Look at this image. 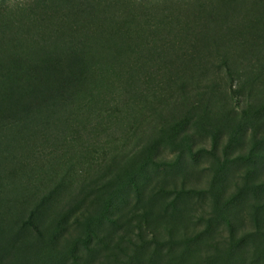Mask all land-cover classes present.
Masks as SVG:
<instances>
[{
	"label": "trees",
	"instance_id": "trees-1",
	"mask_svg": "<svg viewBox=\"0 0 264 264\" xmlns=\"http://www.w3.org/2000/svg\"><path fill=\"white\" fill-rule=\"evenodd\" d=\"M179 2L189 8L143 18L133 0H0V264H92L111 249L119 251L107 264H235L242 253H263L264 105L255 108L244 90L264 61V0ZM146 45L147 58L138 59L135 48ZM237 62L252 71L246 80ZM118 85L115 104L146 109L143 118L156 115V103L174 104L134 148L125 136L121 149L106 152L113 139L103 140L97 125L133 120L103 117L97 89ZM94 119L85 141L78 135ZM43 142L79 149L57 155L59 168L48 173L22 151ZM201 163L211 179L193 184ZM229 165L246 170L233 174L227 196ZM247 204L251 249L234 239ZM221 224L228 239L219 242Z\"/></svg>",
	"mask_w": 264,
	"mask_h": 264
},
{
	"label": "rangeland",
	"instance_id": "rangeland-1",
	"mask_svg": "<svg viewBox=\"0 0 264 264\" xmlns=\"http://www.w3.org/2000/svg\"><path fill=\"white\" fill-rule=\"evenodd\" d=\"M134 2H136V6H134V10L139 13L140 15L142 14H148L151 18L152 16L154 17H158L162 14V12L167 11V16L170 14V9H178L181 10L182 8H186L188 9L189 7L187 5H181L179 3V0H133ZM138 4H140V6H138ZM142 5V6H141ZM181 6V7H180ZM187 13H189V11L187 10ZM166 13H164L159 19L164 18V15ZM142 17L144 18V16L142 15ZM261 49H263L261 47ZM135 51H138L139 54L138 59L143 57L144 59L147 58L146 56L148 55V46L146 45L141 51L139 48H135ZM136 57V56H134ZM220 62L216 63L219 64ZM262 63H264V61L262 60L260 62V64L262 65ZM245 62H237L236 63V67L237 69V74L238 75H242L243 79H245V77H247V73H251L252 71H248V70H244L242 69L243 66L245 65ZM257 65L255 68V73H254V77L250 78V74L248 76V80L249 83L247 85H245V90H244V96H249V99L253 100V105L255 106V108L263 106L264 105V67L261 65ZM262 68V69H261ZM256 70H260L261 74L258 76V73ZM220 71V75L222 78H224L223 81H225L224 84H222V86L224 88L227 89V91H230V84H231V80L225 78L224 74L226 73L225 69L221 67L219 68ZM134 72V71H133ZM138 73V72H137ZM107 80V79H106ZM237 80L236 78L233 79V89L237 88ZM221 81V82H223ZM251 81V83H250ZM118 87H120V85H118L115 89H113L112 91H109L107 89H97V93L100 95H104L102 97L104 104L100 105L101 106V110H105L104 111V116L105 118L109 117L110 115H119L121 116H126L128 114L133 115V120H129V124H125V126H122L121 124H116L114 123V125H111L110 122H108L107 120H103L99 125H97V119H94L90 122V124H88V126H86V129L83 132V135H78V136H82V139L85 141H88L89 137L92 135L89 134V130L93 128L94 125H97L98 127H101V131L100 134H102V138L103 140H107L110 141L111 139H113L112 141H110V143H112L110 146H104L105 151L106 152H114L116 150H113L112 146L117 145L119 146V149H121V144L124 143V141L122 140L123 137L125 136H130V139H128L129 143L128 145L131 148H134L139 142L140 140H142L143 138H146V136L148 135L150 128L152 126H154L157 122L159 123H163L166 122V115L164 113V111L167 109V107L172 103L173 100L169 101L168 104L166 106H163V108L161 107V104L163 103L162 101L160 102V104L156 103V109L158 108V110L156 111V115L154 116H148L149 114L146 115L145 118H143V115L145 114V110H143L144 114H142L141 112H139V108L138 109H133V108H129L125 106H122L121 104H115V102L112 100L113 96H116V92ZM202 92L206 91V89L201 90ZM200 91V92H201ZM251 93L252 94V99H251ZM177 93L174 92L171 96H166V100H170L171 97L173 95H176ZM174 104V103H172ZM139 120V121H137ZM217 120V119H216ZM216 120H214L213 124H215ZM123 127H126V129H123ZM126 130H128V132H126ZM132 136H137L136 138H131ZM197 139L199 140V142H205L208 140L207 136H203V139L201 138V135L199 134V132L196 135ZM69 141H71V139H69ZM247 141V140H246ZM36 144V145H35ZM39 143H34V147H30L31 151L27 150V149H23L22 151L24 152H32L34 153V155L37 157L38 160L35 159V163L37 164L38 167H40V169H43L45 172H53L56 169L59 168V165H57L58 163V158L56 157L57 155H61L63 153H67V152H75L77 149H79V145L75 142L72 143L71 145H66V144H62L58 150L52 145L51 142L45 144L44 142L42 143L43 147H39L37 146ZM32 145V144H31ZM250 146L249 142H245V147L244 148H248ZM91 149V146H90ZM9 151V150H8ZM3 152H7L5 150H2L0 148V153ZM37 153V154H35ZM101 153V152H100ZM53 154V155H52ZM23 155V154H22ZM55 155V156H54ZM93 156H98L97 153H95L94 151L92 152ZM109 158V156L107 157ZM24 160H27L24 158ZM28 161V160H27ZM208 167L207 163H201L200 166H198L194 172V175L192 174V176L190 177L191 182H193V184H207V181H209L211 179V171H203L205 168ZM258 168V167H257ZM40 169H38L37 171L39 172ZM42 170V171H43ZM226 170L228 171L227 173L225 172V175L223 176V178H221V181L223 184H225L227 186L226 188V195L229 196L231 193L234 192L235 186H234V180H233V174H235V176H238L241 174V172H244L246 170V168L244 169V167L241 168H237L234 166L229 165L228 167H226ZM27 173V172H26ZM21 174H25L24 173H18L19 177L17 178V180L20 181H24L26 179V177L24 175ZM39 176V174L37 173L33 179H36V177ZM181 177L178 178V180H180ZM227 182V183H225ZM32 185H30L31 187ZM21 188V187H19ZM249 197L251 198V195H249ZM208 203V201H207ZM243 212L241 213V209H239L238 207H236V210L238 212L241 213L240 215V219L237 222L238 227L235 231V236L234 239L240 240V238L244 237L243 239H245V241H247L250 244V247H246L247 249H251L252 248V244L253 242H251L252 240L250 239L249 235L251 233H253V227H252V220H251V214H252V210L250 208V206L247 204L245 207L243 206ZM203 210L204 211H209L210 208L207 206V204L203 205ZM203 210L201 209L197 214L199 216H202ZM251 211V212H250ZM204 218L207 217V213L204 214ZM205 226L204 222H201L198 226L196 231L203 229ZM199 228V229H198ZM225 227L221 224L219 226V229H223L222 230V236L220 235V237L218 238L219 242L225 241V239H228V233L226 232V230L224 229ZM181 236V235H180ZM206 239L204 238H200L201 243H197L196 244V248L202 246L203 250L201 251V255L202 258L206 257V243L205 241ZM247 244V243H246ZM226 245L224 244H220V247H224V252H222L221 254L224 255L226 252ZM260 249L263 250V253H258L257 251H253V252H248V253H242V257L239 260L235 261V264H240L241 262L245 263V264H249L250 262H252V260L254 258H258L259 261H257L258 263L255 264H264V243H262V245L260 246ZM119 251L118 249H111V250H105L102 251L101 254H98V258L97 256H93L94 258L90 259V256L88 257L87 254L85 252H83L81 254V256L85 259L84 261H87L88 259H90L92 261H95L97 259V261H99L98 263L95 262V264H107L108 260L112 257V255ZM130 253V252H129ZM220 254V255H221ZM106 255H109V258L105 257ZM69 262V261H68ZM206 262V261H205ZM69 264V263H67ZM86 264V263H85ZM200 264H205L204 261L201 262ZM220 264H226V261L222 260V263Z\"/></svg>",
	"mask_w": 264,
	"mask_h": 264
},
{
	"label": "bare ground",
	"instance_id": "bare-ground-1",
	"mask_svg": "<svg viewBox=\"0 0 264 264\" xmlns=\"http://www.w3.org/2000/svg\"><path fill=\"white\" fill-rule=\"evenodd\" d=\"M1 93V92H0Z\"/></svg>",
	"mask_w": 264,
	"mask_h": 264
}]
</instances>
